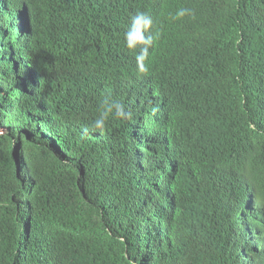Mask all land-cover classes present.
I'll return each mask as SVG.
<instances>
[{
	"label": "trees",
	"instance_id": "16d2710c",
	"mask_svg": "<svg viewBox=\"0 0 264 264\" xmlns=\"http://www.w3.org/2000/svg\"><path fill=\"white\" fill-rule=\"evenodd\" d=\"M0 264H264V0H0Z\"/></svg>",
	"mask_w": 264,
	"mask_h": 264
},
{
	"label": "clouds",
	"instance_id": "9594fccd",
	"mask_svg": "<svg viewBox=\"0 0 264 264\" xmlns=\"http://www.w3.org/2000/svg\"><path fill=\"white\" fill-rule=\"evenodd\" d=\"M184 17L194 18V11L190 8L181 7L177 9L175 14L170 16V20H181ZM159 31L155 29V21L153 17L144 11H137L129 17V24L124 32V46L133 54L137 71L141 74L147 73L149 70L148 63L151 55L150 50L154 46V41L159 37ZM171 55L178 56L180 49H169ZM182 57L183 53H182ZM101 111L93 120L91 128L95 131L103 132L110 117L120 120H126L131 117V113L126 107L115 100L108 97L101 101ZM89 129L85 128L87 132Z\"/></svg>",
	"mask_w": 264,
	"mask_h": 264
}]
</instances>
